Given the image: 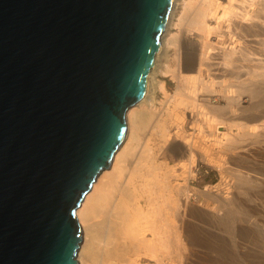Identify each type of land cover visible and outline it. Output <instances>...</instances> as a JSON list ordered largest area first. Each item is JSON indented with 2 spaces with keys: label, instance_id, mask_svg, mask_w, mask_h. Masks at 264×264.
<instances>
[{
  "label": "water",
  "instance_id": "obj_1",
  "mask_svg": "<svg viewBox=\"0 0 264 264\" xmlns=\"http://www.w3.org/2000/svg\"><path fill=\"white\" fill-rule=\"evenodd\" d=\"M169 0H0V264H77Z\"/></svg>",
  "mask_w": 264,
  "mask_h": 264
},
{
  "label": "bare ground",
  "instance_id": "obj_2",
  "mask_svg": "<svg viewBox=\"0 0 264 264\" xmlns=\"http://www.w3.org/2000/svg\"><path fill=\"white\" fill-rule=\"evenodd\" d=\"M261 88L264 0H169L121 140L76 211L82 228L77 264H213L193 259L202 250L195 245L217 250L207 235L193 232L194 212H205L209 201L208 189L194 185L196 168L203 162L222 173L227 151L231 158L241 149L264 152ZM154 89L163 95L159 102ZM242 171L240 184L251 182ZM257 173L264 177V170ZM195 194L200 203L192 201ZM236 227L239 233L234 226L228 234L244 239ZM220 259L217 264H226Z\"/></svg>",
  "mask_w": 264,
  "mask_h": 264
},
{
  "label": "rangeland",
  "instance_id": "obj_3",
  "mask_svg": "<svg viewBox=\"0 0 264 264\" xmlns=\"http://www.w3.org/2000/svg\"><path fill=\"white\" fill-rule=\"evenodd\" d=\"M196 41V39L192 40L193 43H196ZM174 88L175 83L173 81H169V83L166 84V89L171 93L174 91ZM261 89V97H264V88ZM154 90L156 92L159 91V94L157 93V102H159L163 95L160 92V89ZM212 94L213 93L207 94V96L211 97L212 101L215 102L218 95ZM245 96L249 97L247 94H245ZM252 100L253 99L251 98H247V104L246 102L244 103L245 106L250 107V105H252ZM220 101L224 103V100L221 98ZM139 108L142 110L143 106H140ZM189 118L190 119H188L186 123L187 129H189L192 120L190 115ZM181 142L182 140H179V138L174 140L172 143L173 148L180 146L179 144ZM171 148L172 146L170 144L168 146V150L170 151ZM247 151L248 150L241 149L238 151L239 154H235L233 158L230 157V151L225 153L228 165L226 167L229 168H227L228 172L225 170L226 167L221 173L215 167L207 165L203 162H200L198 165L199 167L196 168L197 176L194 181V185H196L200 190H204V188L208 189L207 200L209 201H207L208 208H206L205 212H194L193 224L195 228H193V232L195 236H200V234L203 236L207 235L208 240L211 243L210 245L215 247V249L217 248V250H211L209 246L200 247L195 245V250L202 249L203 251L201 250L199 251L200 253H195V255H193L194 260L206 261L209 263L212 262L209 260H214L213 264H217V261H221V257L223 262L226 264H264V177L257 173V171L264 170V152L255 150L253 153L251 151ZM240 153L245 154L248 157L242 158L240 157ZM237 171H242V173L244 172L252 178V181L240 184L238 176L236 175L238 174ZM228 173H232L231 177ZM229 177L231 178V181ZM228 187H230V189ZM192 201L194 203H200V195H193ZM217 215L219 216L217 217ZM234 226L237 233L240 231L239 229H236V226H240V228L242 227L244 229V231L241 229L245 235L244 239H235L234 236L228 234L229 230H232ZM235 231L233 233H235ZM251 234H254L255 238H250ZM222 253L224 257L226 255L229 258L225 260L226 258L224 259V257H222Z\"/></svg>",
  "mask_w": 264,
  "mask_h": 264
}]
</instances>
